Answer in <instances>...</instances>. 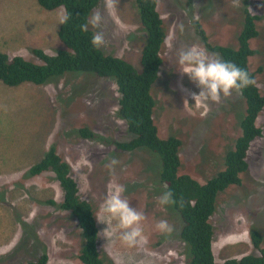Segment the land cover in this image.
Here are the masks:
<instances>
[{"label": "rangeland", "instance_id": "1", "mask_svg": "<svg viewBox=\"0 0 264 264\" xmlns=\"http://www.w3.org/2000/svg\"><path fill=\"white\" fill-rule=\"evenodd\" d=\"M117 4L113 15L105 11L104 0L95 10L103 16L100 29H95L105 35L102 50L140 69L146 34L136 1L117 0ZM158 4L168 37L162 51L163 66L152 89L155 123L161 137L181 139L180 173L205 184L224 169L225 154L241 135L239 120L246 101L241 92L233 90L230 97L222 96L220 103L196 102L194 94L198 95L200 88L180 71L179 52L199 45L209 56L222 60L206 48L193 22L200 21L212 44L238 47L243 9L248 7L261 16L260 35L251 41L258 53L249 59V65L264 92V0H158ZM61 13L66 14L64 7L49 11L37 0H0V51L41 64L34 49L50 55L64 49L59 39ZM119 98L114 79L87 73H67L44 85L9 87L0 81V264H27L38 259L43 250L49 255L48 264H83L79 258L82 230L81 235L75 219L52 205L53 200L58 204L63 201L55 174H29L52 146L69 163L80 196L93 205L95 214L106 198L110 180H114L125 187L123 196L130 207L145 215L141 221L144 240L131 247L122 242L123 230L117 221H111L114 231L108 239L102 234L108 225L97 221L105 264L188 263L180 238V218L169 205L157 203L156 198L166 190L155 182L158 162L147 150H138L135 156L118 154L112 144L133 138L118 117ZM72 125L75 129L88 126L110 143L71 136ZM257 125L264 132V112ZM130 158V164H120ZM112 159L119 161L114 176L105 167ZM248 162L242 185L220 194L217 212L211 218L216 264L259 252L250 232L257 230L264 236V135L252 143ZM158 187L163 191L155 195ZM160 220L168 221L173 231H157L155 225Z\"/></svg>", "mask_w": 264, "mask_h": 264}, {"label": "trees", "instance_id": "2", "mask_svg": "<svg viewBox=\"0 0 264 264\" xmlns=\"http://www.w3.org/2000/svg\"><path fill=\"white\" fill-rule=\"evenodd\" d=\"M101 1L37 0L41 7L49 11L65 8L69 20L59 29V39L64 49L58 50L54 55L47 54L42 49H34L33 53L42 61L41 64L20 56L11 58L0 51V81L9 87H19L24 83L44 85L67 73H87L99 78L114 79L120 94L118 117L127 124L133 136L129 141H112L116 152L135 156L138 150H147L152 154L154 161L159 164L155 182L164 185L165 192L171 191L176 200L175 204L169 205V210L180 218V238L187 250V264H216L213 249L215 229L211 218L217 212L218 197L229 188L242 185V176L249 170L251 145L264 135L263 129L257 125L264 112V92L257 85L256 73L249 65L250 57L258 53L251 47V41L260 35L258 22L261 16L254 14L248 7L243 9V28L238 36V47L234 48L212 44L200 21L193 22L198 36L212 54H219L222 61L245 69L255 82L241 91L246 101V109L241 112L239 120L241 135L234 140L235 147L226 152L224 169L205 184H201L191 175L180 173L182 141L175 135L161 137L154 119L156 99L152 89L163 66L162 51L168 37L165 19L159 12L158 0H136L141 26L146 34L140 69L127 60L107 54L102 48L95 49L91 39L96 30L91 26L87 33L81 30L80 26L94 14ZM244 1L249 3L251 0ZM260 70L261 68L258 69ZM73 93L71 91V96ZM74 127L75 125L71 126V136L110 143L88 126L79 129ZM130 162L131 158L120 164L128 165ZM49 171L55 174L63 190L61 204L53 200L52 205L68 212L77 222L80 232H83L81 235L84 239L79 255L81 262L104 264L99 249V227L93 205L80 196V187L72 176L69 163L59 155L54 146L42 160L30 168L29 174L37 176ZM157 191L163 190L158 187L155 195ZM250 235L255 248L259 250L258 254L229 259L224 264H264V236L257 230H251ZM48 263L49 255L43 250L38 259L27 264Z\"/></svg>", "mask_w": 264, "mask_h": 264}, {"label": "clouds", "instance_id": "3", "mask_svg": "<svg viewBox=\"0 0 264 264\" xmlns=\"http://www.w3.org/2000/svg\"><path fill=\"white\" fill-rule=\"evenodd\" d=\"M104 8L109 15L115 14L118 8L117 0H104ZM196 19H199L198 15ZM68 20L69 16L67 14H60L59 24L64 25ZM102 22L103 16L97 11L80 27L82 31L87 33L89 26L93 29H100ZM180 30L183 31V24L180 25ZM91 43L97 50L102 48L106 43L104 33L95 31L92 35ZM178 65L180 71L186 74L200 88L199 94H194L196 102L201 100L207 102L210 100L214 103H220L222 96L228 98L232 95L233 90L239 93L244 88L255 83L245 69L234 63L209 56L207 50L199 45H192L187 50H181L179 52ZM186 102L187 100L185 104ZM118 164V160L112 159L105 165L109 169L110 175L114 176L115 167ZM125 191L126 189L123 185L110 180L107 186L106 198L101 203L95 216L98 222L108 225V228L102 233L107 239L114 231L111 221H117V227L123 230L120 237L122 242L131 247L144 240L141 221L145 219V215L143 212L130 207L129 201L123 196ZM156 199L161 207L176 203L171 191L164 192ZM155 227L161 233H171L173 231L172 226L166 220L158 221Z\"/></svg>", "mask_w": 264, "mask_h": 264}]
</instances>
